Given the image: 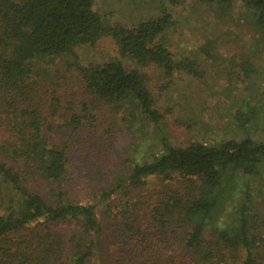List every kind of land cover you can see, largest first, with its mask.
<instances>
[{
    "label": "trees",
    "instance_id": "obj_1",
    "mask_svg": "<svg viewBox=\"0 0 264 264\" xmlns=\"http://www.w3.org/2000/svg\"><path fill=\"white\" fill-rule=\"evenodd\" d=\"M200 2L220 18L235 7L233 0ZM243 3L264 33V0ZM173 25L167 8L123 26L106 22L95 0H0V264H89L102 242L107 264H264V220L250 212L247 181L264 163V121L250 106L258 89L247 85L252 99L233 104L232 137L171 145L149 70L167 81L177 73L201 77L197 61H177L163 41ZM105 39L128 66L119 59L81 64L76 50ZM56 59L67 60L62 69ZM239 69L247 80L261 75L249 58ZM114 109L127 126L140 123L128 130L151 142L145 157L136 158L132 146L117 162ZM84 170L98 183L95 204L74 203L67 191L71 171ZM149 177L162 187L143 193ZM241 180L245 199L233 205ZM129 186L139 192L117 215L108 208L107 220H98V204ZM229 203L234 211L224 223ZM67 222L87 239H67L58 228Z\"/></svg>",
    "mask_w": 264,
    "mask_h": 264
},
{
    "label": "rangeland",
    "instance_id": "obj_2",
    "mask_svg": "<svg viewBox=\"0 0 264 264\" xmlns=\"http://www.w3.org/2000/svg\"><path fill=\"white\" fill-rule=\"evenodd\" d=\"M233 1V12L229 17L220 18L216 11L204 6L200 0H95V10L106 14V22L111 25L136 26L140 22L159 17L166 8L171 11L174 25L164 35L163 41L177 61H197L201 73L200 78L187 73H177L167 81L157 70H149L153 78L151 86L157 100V108L165 116L162 128L173 146H185L193 141L213 144L232 137L235 113L233 104L240 99H252L251 90L246 91L247 85L258 89L256 100L250 103V106L256 107L257 113H260L257 116L264 121V33L254 27L243 0ZM76 55L83 65L103 64L117 59L122 60L126 66L129 65L127 60L120 58L116 44L110 39L101 41L95 47H81L76 50ZM246 58L261 71L259 78L247 80L243 77L239 65ZM54 61L53 66L59 69L67 62L65 59ZM168 82L169 88L164 91L163 88ZM122 112L116 109L112 111L121 129L117 162L122 158L124 151H128L132 146L138 149L136 158H143L147 155L146 148L151 146V142L128 130L129 126L139 128L140 123L134 121L127 126L128 122L123 118ZM143 124L144 130L153 131L149 120L143 119ZM255 133L261 135L259 127L255 128ZM259 169L258 177L247 179L251 195L249 206L251 213L264 220V163ZM113 174L115 172L111 171L108 175L113 177ZM69 178L67 191L74 203L98 202V183H92L85 170L82 175L71 171ZM245 181L236 183L233 205L245 199L241 193L245 189ZM147 182L141 189L143 193L162 187L157 177H149ZM31 185L34 186V183ZM38 190L44 192L45 185L39 184ZM138 192L139 190L129 186L119 190L110 200L99 203L97 219L107 220L108 208L112 215H117L119 208ZM232 211L234 208L230 203L226 204L222 222L231 221L229 215ZM58 228L63 230L67 239H87L82 228L75 222L61 223ZM108 254L109 248L102 242L100 251H96L89 264H107Z\"/></svg>",
    "mask_w": 264,
    "mask_h": 264
}]
</instances>
